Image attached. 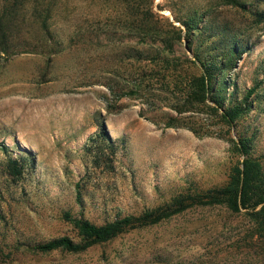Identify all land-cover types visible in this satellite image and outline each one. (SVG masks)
<instances>
[{"label": "rangeland", "instance_id": "374dc122", "mask_svg": "<svg viewBox=\"0 0 264 264\" xmlns=\"http://www.w3.org/2000/svg\"><path fill=\"white\" fill-rule=\"evenodd\" d=\"M0 24V264H264L252 218L209 204L34 249L226 187L242 139L264 170V0H0Z\"/></svg>", "mask_w": 264, "mask_h": 264}, {"label": "trees", "instance_id": "16d2710c", "mask_svg": "<svg viewBox=\"0 0 264 264\" xmlns=\"http://www.w3.org/2000/svg\"><path fill=\"white\" fill-rule=\"evenodd\" d=\"M12 37V30L6 25L0 24V38H2L0 51L3 53L9 51ZM248 96H250V93H248ZM242 114L243 108L238 105L224 112L223 117L231 124L240 118ZM238 148L244 159L241 167L237 169L226 187L209 190L203 195L198 194L191 198L193 202L190 204L177 200L171 207L148 211L140 216H127L103 226H97L82 219H74L73 222L85 239V244L81 245L68 237H62L39 243L34 249L42 253H50L56 250L80 252L91 246L109 242L130 230L158 224L181 213L192 205L209 204L224 206L235 214L245 212L249 215L255 225L253 236L259 238L258 242L256 241L253 244V247L258 249L264 257V170L262 164L250 155L248 143L245 140L242 139L238 142ZM66 217L70 218L69 216Z\"/></svg>", "mask_w": 264, "mask_h": 264}]
</instances>
